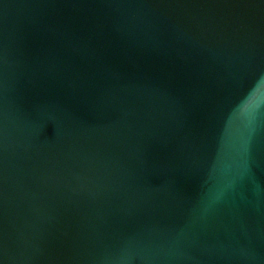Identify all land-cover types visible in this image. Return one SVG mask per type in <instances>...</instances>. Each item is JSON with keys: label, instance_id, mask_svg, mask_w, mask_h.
<instances>
[{"label": "water", "instance_id": "water-1", "mask_svg": "<svg viewBox=\"0 0 264 264\" xmlns=\"http://www.w3.org/2000/svg\"><path fill=\"white\" fill-rule=\"evenodd\" d=\"M0 264H264V0H0Z\"/></svg>", "mask_w": 264, "mask_h": 264}]
</instances>
